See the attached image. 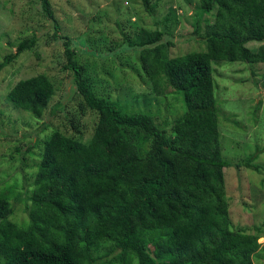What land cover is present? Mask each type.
Wrapping results in <instances>:
<instances>
[{
    "label": "trees",
    "instance_id": "1",
    "mask_svg": "<svg viewBox=\"0 0 264 264\" xmlns=\"http://www.w3.org/2000/svg\"><path fill=\"white\" fill-rule=\"evenodd\" d=\"M51 1L36 3L53 38L64 39L63 69L96 121L88 139L71 123L73 135L53 129L25 148L15 146L11 164L22 178L0 183V264H255L264 251L258 243L264 223L234 227L224 170L261 167L254 154L234 163L222 157L219 121L222 128L226 111L216 98L212 63L264 64V0H197L192 35L204 43L202 52L170 57L172 42L157 21L154 30L125 37L155 97L181 96L185 110L170 133L153 116L93 93L70 38L58 35ZM140 1L152 15L156 3ZM209 14L212 22L203 18ZM36 41L22 40L0 70ZM250 43L261 45L252 51ZM59 89L40 74L19 80L4 101L41 118Z\"/></svg>",
    "mask_w": 264,
    "mask_h": 264
},
{
    "label": "rangeland",
    "instance_id": "2",
    "mask_svg": "<svg viewBox=\"0 0 264 264\" xmlns=\"http://www.w3.org/2000/svg\"><path fill=\"white\" fill-rule=\"evenodd\" d=\"M152 3L157 6L151 15L144 12L140 0L51 1L54 17L61 27L58 35L70 38L69 48L85 68L93 93L118 101L129 112L153 116L156 125L170 133L173 122L185 110L181 96L173 91L155 97L150 81L140 69L139 55L125 37L131 38L141 28L154 30L157 21L165 33L164 40L172 42L170 57L205 51V45L192 35L197 0H152ZM10 8L13 13L8 12ZM41 14L36 0H0V62L6 55L15 53L22 40L33 36L37 39L31 50L0 70V113H3L0 115V183L7 185L13 184V176L22 178L14 169L18 164L14 163L15 167L11 164L15 146L25 148L53 129L73 135L71 123L77 124L88 139L96 121V114L86 108L75 89L72 73L63 69L64 39L53 38L49 21ZM168 14L172 15L171 21L165 20ZM203 18L213 21L210 14ZM260 45L247 46L256 51ZM212 68L216 98L226 111L222 128L219 121L222 157L234 163L254 154V163L261 167L259 172L225 168L230 218L234 227L261 225L264 223V64L220 62L212 63ZM40 74L60 84L41 118L29 117L5 103L6 91L19 80ZM166 91L171 92L172 88L167 87ZM154 97L161 101L160 105L155 104L157 99L149 101ZM60 104L61 108L56 109ZM233 121L237 123L234 125ZM25 159L28 162L31 158L25 155ZM16 212L19 221L25 219L22 205ZM258 243L264 245V238ZM255 264H264V251Z\"/></svg>",
    "mask_w": 264,
    "mask_h": 264
}]
</instances>
